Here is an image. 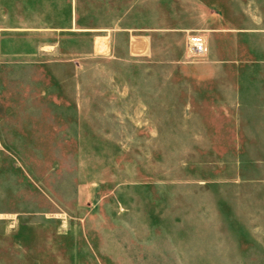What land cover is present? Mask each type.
Listing matches in <instances>:
<instances>
[{
    "label": "rangeland",
    "instance_id": "rangeland-1",
    "mask_svg": "<svg viewBox=\"0 0 264 264\" xmlns=\"http://www.w3.org/2000/svg\"><path fill=\"white\" fill-rule=\"evenodd\" d=\"M0 264H264V0H0Z\"/></svg>",
    "mask_w": 264,
    "mask_h": 264
},
{
    "label": "crops",
    "instance_id": "crops-1",
    "mask_svg": "<svg viewBox=\"0 0 264 264\" xmlns=\"http://www.w3.org/2000/svg\"><path fill=\"white\" fill-rule=\"evenodd\" d=\"M143 39L144 38H142L141 36L130 37L129 48L131 50L132 47H134L135 54H137V55L147 53V49H148L147 44H146L147 41H145V40L143 41ZM98 40H100V39H97L94 43L93 51H95L97 53V52H100L99 51L100 48H104L103 51H101V52L102 53L106 52L105 43L101 42V45H99L100 42Z\"/></svg>",
    "mask_w": 264,
    "mask_h": 264
}]
</instances>
